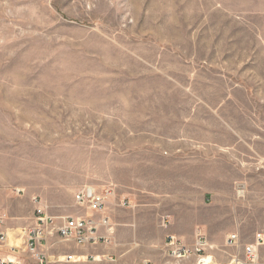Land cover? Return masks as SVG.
Here are the masks:
<instances>
[{
  "label": "rangeland",
  "instance_id": "374dc122",
  "mask_svg": "<svg viewBox=\"0 0 264 264\" xmlns=\"http://www.w3.org/2000/svg\"><path fill=\"white\" fill-rule=\"evenodd\" d=\"M110 183L132 236L112 260L49 264H196L167 256L168 234H203L213 264H264L245 252L264 231V0H0L9 241L34 197L62 215Z\"/></svg>",
  "mask_w": 264,
  "mask_h": 264
},
{
  "label": "built area",
  "instance_id": "2783aa9c",
  "mask_svg": "<svg viewBox=\"0 0 264 264\" xmlns=\"http://www.w3.org/2000/svg\"><path fill=\"white\" fill-rule=\"evenodd\" d=\"M117 187L110 183L97 187L81 185L74 193V210L62 215L52 214L46 204L38 197H34L33 222L20 227L16 237L19 245L10 244L8 213L0 208V264H49L46 255L54 250L55 261L77 262L88 259L97 260L100 256L105 259H114L110 253L101 254L99 246H113L114 237L110 233L112 220L110 204L129 206L128 198H119ZM21 194V191H18ZM264 207V205H263ZM167 223V220H165ZM238 235L232 234L227 243L234 245ZM67 244V245H66ZM75 245L78 248H92L90 252H76L71 250L64 253L60 246L67 248ZM208 239L200 234L193 244H188L175 234H168L164 239V248L167 256L172 259L188 258L197 255L196 264H206L203 251L208 246ZM264 245V231L257 232L254 242L245 247L246 257L250 262L259 260V248ZM61 251V252H58ZM24 253L30 255L29 258Z\"/></svg>",
  "mask_w": 264,
  "mask_h": 264
},
{
  "label": "crops",
  "instance_id": "0c3cea01",
  "mask_svg": "<svg viewBox=\"0 0 264 264\" xmlns=\"http://www.w3.org/2000/svg\"><path fill=\"white\" fill-rule=\"evenodd\" d=\"M122 208L115 205V204H110V215H111V220H112V226H111V230L110 233L112 234V236L114 237V240L116 241V243H118L119 239H122L123 237H126L127 235L129 237L132 236V228L135 225V223L133 222L132 218L131 219H126V218H121L118 217V213L120 212ZM24 226V224L20 225L19 227ZM16 230V229H15ZM114 246V245H113ZM112 246H107L103 249L98 247V252H100L101 254L106 253L105 251H109L111 249ZM79 249V252H90L92 251V248L87 247V248H77ZM61 252V251H58ZM24 256L26 258H29L30 255L27 253H24ZM259 258L261 260H264V245L261 246L259 248Z\"/></svg>",
  "mask_w": 264,
  "mask_h": 264
},
{
  "label": "bare ground",
  "instance_id": "6f19581e",
  "mask_svg": "<svg viewBox=\"0 0 264 264\" xmlns=\"http://www.w3.org/2000/svg\"><path fill=\"white\" fill-rule=\"evenodd\" d=\"M242 192H243V191H242ZM9 238H11V237L9 236ZM15 239H18V238H17L16 236H14V238L10 240V244H14ZM18 240H20V239H18ZM19 244H20V243H17V244L15 243L14 245H19ZM101 257H102V256H101ZM99 258H100V257H99ZM205 259H206V260H205V261H206V262H205L206 264H213V263H214V262H213V257H212V256L205 257ZM233 263H234V264H241L238 260H234Z\"/></svg>",
  "mask_w": 264,
  "mask_h": 264
}]
</instances>
